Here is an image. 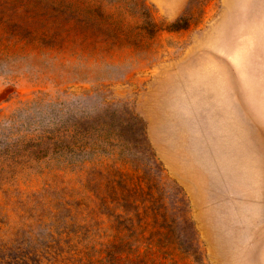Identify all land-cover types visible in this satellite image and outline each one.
<instances>
[{
  "label": "rangeland",
  "instance_id": "obj_1",
  "mask_svg": "<svg viewBox=\"0 0 264 264\" xmlns=\"http://www.w3.org/2000/svg\"><path fill=\"white\" fill-rule=\"evenodd\" d=\"M0 264H264V0H0Z\"/></svg>",
  "mask_w": 264,
  "mask_h": 264
}]
</instances>
